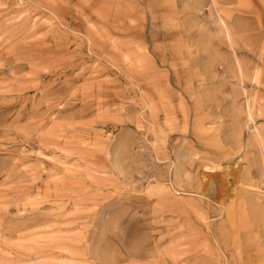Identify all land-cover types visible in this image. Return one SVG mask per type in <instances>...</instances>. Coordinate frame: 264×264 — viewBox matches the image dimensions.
<instances>
[{
  "label": "rangeland",
  "instance_id": "rangeland-1",
  "mask_svg": "<svg viewBox=\"0 0 264 264\" xmlns=\"http://www.w3.org/2000/svg\"><path fill=\"white\" fill-rule=\"evenodd\" d=\"M0 264H264V0H0Z\"/></svg>",
  "mask_w": 264,
  "mask_h": 264
}]
</instances>
